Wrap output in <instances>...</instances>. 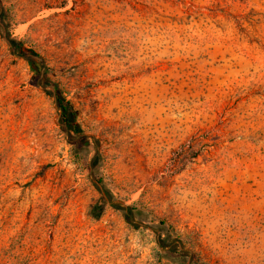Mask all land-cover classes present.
<instances>
[{
  "label": "rangeland",
  "instance_id": "1",
  "mask_svg": "<svg viewBox=\"0 0 264 264\" xmlns=\"http://www.w3.org/2000/svg\"><path fill=\"white\" fill-rule=\"evenodd\" d=\"M2 6L0 264H264V0Z\"/></svg>",
  "mask_w": 264,
  "mask_h": 264
},
{
  "label": "trees",
  "instance_id": "2",
  "mask_svg": "<svg viewBox=\"0 0 264 264\" xmlns=\"http://www.w3.org/2000/svg\"><path fill=\"white\" fill-rule=\"evenodd\" d=\"M2 0H0V35L3 41L9 46L12 54L18 57H24L26 55L31 54L35 59L39 61L40 67L36 68V73L34 79L42 77L46 79L47 77V69L44 67L43 59L32 50L28 49L25 43L22 40H19L15 37H12L8 32V24L5 22L4 16L2 14ZM30 66L34 70L35 65H37L36 61L33 62L28 60ZM46 84L49 85L53 89V95L55 97L56 105L58 110L60 111V128L66 135L69 137L70 143L80 146V145H87V137H85L81 131L80 126L77 124V110H75L70 102L64 100L61 97V91L59 90L57 84L51 83L46 80ZM72 134L74 136H72ZM71 138H74L73 140ZM95 208L100 209L98 206ZM128 212H132L131 208H126ZM93 211V209H92ZM98 217V214H96ZM127 218V217H126Z\"/></svg>",
  "mask_w": 264,
  "mask_h": 264
}]
</instances>
